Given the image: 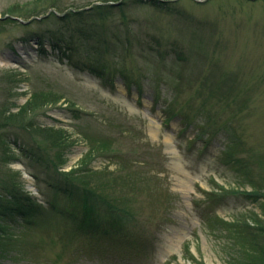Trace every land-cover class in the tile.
Wrapping results in <instances>:
<instances>
[{
    "label": "rangeland",
    "instance_id": "1",
    "mask_svg": "<svg viewBox=\"0 0 264 264\" xmlns=\"http://www.w3.org/2000/svg\"><path fill=\"white\" fill-rule=\"evenodd\" d=\"M7 189L0 264H259L264 0H0Z\"/></svg>",
    "mask_w": 264,
    "mask_h": 264
},
{
    "label": "trees",
    "instance_id": "2",
    "mask_svg": "<svg viewBox=\"0 0 264 264\" xmlns=\"http://www.w3.org/2000/svg\"><path fill=\"white\" fill-rule=\"evenodd\" d=\"M24 114L22 115H18L17 117L14 115L10 120L14 123V122H20L18 120H21L23 118ZM39 132L41 133V131L39 130ZM45 132V131H43ZM46 132H52V134H54V139L55 140L53 142V146L56 148V149H60V148H64L65 151H67V149L69 148V139H61L63 141L60 140V138H55L56 136L62 134L63 131H56L55 129H51V130H47ZM65 134V133H63ZM93 152H95V149H91L90 150V153L92 154ZM7 193L10 194V196H8L5 199L3 200H0V218L1 216H3L6 220V222H11L12 220V217L14 215V213L16 214H22V208L20 207L19 205V202L18 200L19 199V192H16L14 189L13 190H10V189H7L6 190ZM10 197V198H9ZM22 216V215H20ZM23 218L25 219L24 215H23ZM220 223L224 225V227L229 231V230H232L234 229L235 227L231 226L229 223H227L226 221L224 220H221L220 219ZM5 243H8L7 241H3ZM259 260V264H264V256H260V258L258 259ZM255 263V262H254ZM247 264H252V260H248V263Z\"/></svg>",
    "mask_w": 264,
    "mask_h": 264
},
{
    "label": "water",
    "instance_id": "3",
    "mask_svg": "<svg viewBox=\"0 0 264 264\" xmlns=\"http://www.w3.org/2000/svg\"><path fill=\"white\" fill-rule=\"evenodd\" d=\"M196 1L203 2V1H206V0H196Z\"/></svg>",
    "mask_w": 264,
    "mask_h": 264
}]
</instances>
